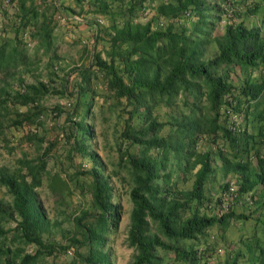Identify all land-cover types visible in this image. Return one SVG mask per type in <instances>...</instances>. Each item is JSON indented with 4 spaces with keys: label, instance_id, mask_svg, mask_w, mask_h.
<instances>
[{
    "label": "trees",
    "instance_id": "trees-1",
    "mask_svg": "<svg viewBox=\"0 0 264 264\" xmlns=\"http://www.w3.org/2000/svg\"><path fill=\"white\" fill-rule=\"evenodd\" d=\"M76 1L79 11L86 2L87 11L109 21L103 33L107 46L76 67L80 78L70 92L68 156L78 154L91 164L80 161L70 172L74 186L62 172L47 168L49 145L13 166L0 164V264H40L56 249L45 237L51 221L38 191L44 176L53 193L64 196L74 187L88 192L86 207L70 217L79 264H113L109 236L123 215L113 176L129 184L131 264H165L167 253L184 264H239L245 256L241 248L210 263L197 247L209 227L225 228L232 219L253 220L239 239L250 260L264 264V0ZM22 10L21 26L29 22L26 14L40 13L35 6ZM45 19L32 35L51 43L53 24ZM18 29L14 37L0 38V134L38 120L42 111L36 105L15 109L10 117V102L38 103L49 89L39 79L24 83L18 73L32 61ZM98 73L126 115L118 134V166L111 172L92 148V128L84 119ZM161 102L177 107L173 120L158 118L154 107ZM220 172L225 179L212 199L209 185ZM188 179L191 185L182 186Z\"/></svg>",
    "mask_w": 264,
    "mask_h": 264
},
{
    "label": "rangeland",
    "instance_id": "rangeland-1",
    "mask_svg": "<svg viewBox=\"0 0 264 264\" xmlns=\"http://www.w3.org/2000/svg\"><path fill=\"white\" fill-rule=\"evenodd\" d=\"M262 6H260V10ZM144 16L142 15V20H145ZM88 37L85 38L86 41L74 39L68 34H66V38H54L57 45L52 52L45 51L42 47L34 49L28 45V53L32 60L30 69L23 66L18 73L24 78V83L39 79L47 83L49 89L42 93L38 103L29 105L9 103L10 117L14 115L15 109L29 108L32 110L36 108V105H39L42 111L38 120L30 123L25 122L20 126L11 125L0 134V164L13 166L19 157L24 155L34 157L41 152L43 146L49 145L47 168L62 172L72 186H74V182L70 179V172L77 168L80 161L84 160L86 166L91 164L89 159H82L78 154H75L71 159L67 152V137L72 125L71 117H68V111L71 110L70 101L73 98L70 92L73 83L80 78L76 67L89 62L90 50L93 48L94 42L97 43L96 37H93L92 34ZM98 42L101 47L103 38L99 37ZM63 84H65V90ZM17 86L14 85L15 88H18ZM92 86L95 91L84 119L92 128L90 138L92 148L106 162L107 171L111 172L113 166H118V134L126 115L125 111L121 110L122 103H116L115 97L106 89L104 78L100 73L93 77ZM55 87L63 89V91L58 92L54 89ZM90 96L91 92L87 91L85 98L88 99ZM262 101L264 104V100ZM56 106L60 109L55 108ZM154 109L158 118L164 121L173 120L177 113V107L166 102L158 103ZM30 132L34 135L31 138L27 137V133ZM39 137L42 138V141L37 140ZM121 173L126 175L125 169H122ZM112 179L123 203V215L119 226L109 236L110 252L113 264H131L134 250L127 242L129 212L132 205L128 194L129 184L126 178L113 176ZM224 179L225 176L220 172L217 179L214 178V181L209 185L210 191L208 190V192L211 193L212 199L220 190ZM47 181L48 179L44 176L43 184L38 188V191L51 221V230L45 237L56 244V249L53 253L42 257L40 264H79V259L76 256L79 248L70 242V236L74 232L70 217L73 214H79L81 209L86 207L89 200L88 192L74 187L71 193H65L62 196L50 191ZM233 184L231 186H234ZM190 185L191 179L182 183V186L185 187ZM1 194L2 189L0 188ZM208 206L212 210L213 203H209ZM240 209L238 208V210ZM252 224V219L245 222L232 219L225 228L213 225L206 230L204 236H201L197 247L201 252H204L208 262L215 263L217 260H223L228 252L234 250L232 248L236 247L237 243L243 242L239 237L249 232ZM59 245H65V247L62 248ZM164 261L165 264H184V261L177 260L171 253H167Z\"/></svg>",
    "mask_w": 264,
    "mask_h": 264
},
{
    "label": "crops",
    "instance_id": "crops-1",
    "mask_svg": "<svg viewBox=\"0 0 264 264\" xmlns=\"http://www.w3.org/2000/svg\"><path fill=\"white\" fill-rule=\"evenodd\" d=\"M82 5L84 11L78 10L79 7L76 0H12V2L5 6V8H2L0 5V38L4 36L14 37L16 28H19L17 34L25 42H27L28 45H31L34 49L42 47L45 49V51L52 52L57 45V42L54 38H66V34H68L74 39L86 41L85 38L90 36V34H92L93 37H96L98 34L101 38H103V43L100 47V44H98L99 38H96L97 43L96 41L94 42V46L90 51L106 47L107 40L103 33L104 29L108 28V19L103 15L93 14L90 10L87 11L88 4L86 2H83ZM22 6H35L38 7V11L40 12L38 17H29V15L26 14L24 18H29V22L26 26H21V16L23 13ZM68 7H74L75 10L70 11L68 10ZM71 13L80 14L84 21L71 24L69 22H63L59 19L62 14ZM44 17H46V21H48L47 19L51 20V25L53 24V30L51 33L52 37H50L52 40L51 43L45 42L42 35H32L33 31L38 30V27ZM69 26H71V28H69ZM69 40L73 41L71 38H69ZM236 207L243 208L244 205L242 207L239 204L236 205ZM237 247L241 248L243 254L245 255L240 257L239 264H258V262L253 263V261L250 260L249 251L243 242L237 243V246L232 248L234 250L230 252V254L228 252L229 256H232L233 253L236 252Z\"/></svg>",
    "mask_w": 264,
    "mask_h": 264
},
{
    "label": "built area",
    "instance_id": "built-area-1",
    "mask_svg": "<svg viewBox=\"0 0 264 264\" xmlns=\"http://www.w3.org/2000/svg\"><path fill=\"white\" fill-rule=\"evenodd\" d=\"M11 1H12V0H2V3H4V4H10ZM147 11H148V8H147V7H144V8H143V11H142V15H145V14L147 13ZM187 14H188V12H187ZM59 19H60L61 21H63V22H69V23H72V24L84 21V20H83V17H82L80 14H77V13L62 14V15L60 16ZM263 76H264V68H263ZM238 122H239V121L237 120V121L235 122V124H233V125H236V126H237V123H238ZM233 185H234V184H233ZM233 188H235V185H234V186H231V190H232ZM226 198H227V196H226ZM223 206H224V208H226V206H227V203H226L225 201H224ZM69 251H70V250H69Z\"/></svg>",
    "mask_w": 264,
    "mask_h": 264
}]
</instances>
